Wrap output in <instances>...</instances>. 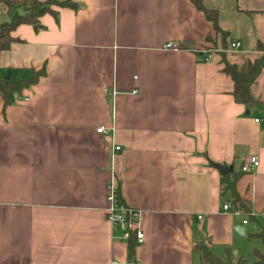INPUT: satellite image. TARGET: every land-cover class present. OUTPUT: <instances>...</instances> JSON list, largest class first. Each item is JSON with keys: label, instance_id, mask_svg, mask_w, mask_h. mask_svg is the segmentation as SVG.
<instances>
[{"label": "crops", "instance_id": "obj_1", "mask_svg": "<svg viewBox=\"0 0 264 264\" xmlns=\"http://www.w3.org/2000/svg\"><path fill=\"white\" fill-rule=\"evenodd\" d=\"M71 1L0 51L1 78L44 70L13 104L0 96V264H202L198 244L227 264L264 254V69L252 107L220 72L223 53L258 54L264 0H203L225 37L195 0ZM216 164L250 215L233 214ZM112 180L142 212L132 255L107 217Z\"/></svg>", "mask_w": 264, "mask_h": 264}, {"label": "trees", "instance_id": "obj_2", "mask_svg": "<svg viewBox=\"0 0 264 264\" xmlns=\"http://www.w3.org/2000/svg\"><path fill=\"white\" fill-rule=\"evenodd\" d=\"M56 6L59 7H71L76 8L71 0H52ZM196 7L202 11L206 18L211 21L215 26L217 34H221L225 37L224 32L220 29L218 24L217 10L208 9L203 5V0L194 1ZM46 4H42L40 0H0V9L7 13L11 19L8 22L0 24V51H5L10 48L16 39L12 37V33L23 24H29L37 26L38 19L45 13L51 12L49 8L45 7ZM258 54L254 58H245L241 63H231L227 60L226 53L221 54V69L220 72L229 78L233 82L232 95L237 103L244 104L248 107L255 106L260 103L256 100L252 93L251 88L256 80L261 75L264 69V43L259 42L257 44ZM44 74V70L31 71L26 80L10 79L6 81L0 77V96L3 99L4 106H9L15 101V97L19 95L25 88L32 84H35L39 78ZM225 174L222 177V194L229 195V201L242 210L243 215H250L251 207L249 202L242 199L236 191V181L238 176H229ZM252 237L261 240L264 243V231L254 234ZM130 254H133L136 242L130 239ZM195 252L200 256L202 264H227L223 263L218 257H216L208 248L203 244H198L195 248ZM257 262L256 264H264V254L256 250L255 252ZM239 264H244L241 262Z\"/></svg>", "mask_w": 264, "mask_h": 264}, {"label": "built area", "instance_id": "obj_3", "mask_svg": "<svg viewBox=\"0 0 264 264\" xmlns=\"http://www.w3.org/2000/svg\"><path fill=\"white\" fill-rule=\"evenodd\" d=\"M239 43H233L231 45V51H236L240 48ZM166 49H176L177 45L175 43H170L165 46ZM210 58V57H209ZM99 133L105 132L104 128H99L97 130ZM115 151L120 150V147L116 146ZM260 165L259 158L252 157L248 161L244 162L241 171L243 173H252ZM108 196L106 209L108 220L113 228V231L120 232L122 240L134 239L136 244L140 245L145 242V233L141 227V217L142 212L140 210L131 208L124 204L118 193V188L114 180L111 181L108 187ZM223 210H230L229 205H224ZM233 214L236 216L242 217V210L236 207L233 211ZM247 220L243 221V224L246 225Z\"/></svg>", "mask_w": 264, "mask_h": 264}, {"label": "rangeland", "instance_id": "obj_4", "mask_svg": "<svg viewBox=\"0 0 264 264\" xmlns=\"http://www.w3.org/2000/svg\"><path fill=\"white\" fill-rule=\"evenodd\" d=\"M40 1H42V4H46L45 5V7L46 8H49V9H51V7L52 6H56L54 3H53V1L52 0H40ZM3 7H0V9H2ZM3 9H5V8H3ZM6 13L4 12V11H1L0 10V23H3V22H5L4 21V19H6V15H5ZM8 19V18H7ZM9 20V19H8ZM7 20V21H8ZM6 21V22H7ZM7 76V75H6ZM6 78V77H5ZM256 241H254V242H251V246L250 247H252V245H254V243H255ZM256 243H258V242H256ZM260 243V242H259ZM260 245V244H259ZM259 248V247H258ZM248 256V264H256V262H257V258H253L252 256L253 255H247Z\"/></svg>", "mask_w": 264, "mask_h": 264}, {"label": "water", "instance_id": "obj_5", "mask_svg": "<svg viewBox=\"0 0 264 264\" xmlns=\"http://www.w3.org/2000/svg\"><path fill=\"white\" fill-rule=\"evenodd\" d=\"M10 79H11V73L8 72V74H7L6 78H5V80L8 81V80H10ZM214 167L217 168V169L219 170V172H220L222 175H225V174H227V173L229 172V168L226 167V166H222V165H217V164H216V165H214ZM236 232H237L238 234H240V235H243V233H244V227H238V228L236 229Z\"/></svg>", "mask_w": 264, "mask_h": 264}]
</instances>
